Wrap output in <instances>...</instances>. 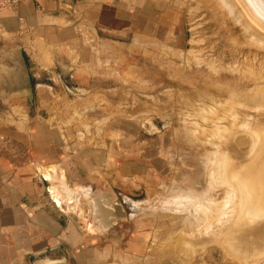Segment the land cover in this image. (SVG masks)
<instances>
[{
    "label": "rangeland",
    "instance_id": "374dc122",
    "mask_svg": "<svg viewBox=\"0 0 264 264\" xmlns=\"http://www.w3.org/2000/svg\"><path fill=\"white\" fill-rule=\"evenodd\" d=\"M152 3L157 10L168 8L178 19L171 48L160 45L157 51L152 50V90L140 89L136 81V75L148 76L145 71L149 61L142 56L122 57L121 65L127 69L140 66V73L125 72L124 83L116 89L84 88L71 81L68 67H62L55 76L46 71L36 80L46 92L42 96L45 105L39 106V113L48 119L50 127L60 129L64 145L77 150L92 149L95 166L89 176L91 183L75 187H70L65 175L51 167L45 176L52 183V197L56 190L60 191L57 193L60 203L54 200L78 214L79 231L99 236L103 247L110 246L107 264H264V255L245 262L217 242L195 247L205 241L207 232L225 222L229 215H220L230 202L233 205L232 189L228 186L227 193L224 186H219L221 170L214 167L217 150L212 149L211 141L217 137L218 127L228 126L229 114L244 108L231 106L232 98L245 100L248 108L264 103V95L258 89L264 87V44L245 33L236 13H230L222 0H152ZM80 28L84 44L96 48L98 36L90 27ZM91 37L96 39L92 41ZM244 136L238 133L236 140L241 142ZM250 144L242 145L247 148ZM184 191L210 203L211 216L220 218L207 226L205 220L201 231L197 230L201 226H190L184 219L186 198L181 202L184 197H180ZM94 192L114 195L127 217L116 219L109 215L106 219L101 206L94 202ZM172 193L179 195H176L180 198L179 207L173 202L169 208L168 203L176 198ZM165 198L170 200L165 203ZM104 202L103 206H107ZM218 202L223 203L222 207L213 206ZM177 207L183 210H176ZM193 215L198 217L196 213ZM243 218L237 217L244 221ZM225 229L213 235L223 239L228 248L243 254L256 248L240 249L251 241L253 232L247 226L231 234ZM259 233L261 236L260 230Z\"/></svg>",
    "mask_w": 264,
    "mask_h": 264
},
{
    "label": "crops",
    "instance_id": "0c3cea01",
    "mask_svg": "<svg viewBox=\"0 0 264 264\" xmlns=\"http://www.w3.org/2000/svg\"><path fill=\"white\" fill-rule=\"evenodd\" d=\"M166 9L152 0H25L0 14V264H107L110 246L79 231L78 214L55 202L45 176L55 167L70 187L89 185L92 149L64 145L60 129L39 113L46 92L36 80L68 67L84 88L116 89L125 72L140 73L121 65L122 57L142 56L148 76L136 81L152 90V50L171 48L177 30ZM82 25L98 36L96 48L84 44Z\"/></svg>",
    "mask_w": 264,
    "mask_h": 264
},
{
    "label": "bare ground",
    "instance_id": "6f19581e",
    "mask_svg": "<svg viewBox=\"0 0 264 264\" xmlns=\"http://www.w3.org/2000/svg\"><path fill=\"white\" fill-rule=\"evenodd\" d=\"M222 1L227 6V9L230 10V13H236L237 15L236 20H238V23H241V26L243 27V30L245 31V33H247L250 37H253L254 41L256 42L261 41L264 44V38H260L258 34L253 32L254 30L249 31V28H251L250 24H253L254 22L248 21V23H250L248 24L246 21H244L243 15H242L243 13L237 10L234 0H222ZM253 13L255 14L256 17L254 16ZM253 13L252 14L254 18L264 19V5H259L257 3L254 4ZM258 89L260 92H262L261 94L263 96L264 87H260ZM230 101L232 102V104H230L231 102L229 103L231 106L233 104H237L239 106H243L244 108L243 109L239 108L237 111H235V113H233V115L229 114L231 118L229 119L228 126L221 125V127H218V132H215V135H217V137L213 138L212 141L211 140L210 141L212 142L211 143L212 149L217 150V158H216L217 163H215L214 167H216L217 170H221L220 177L223 182L225 181V183L220 181V178L218 175V179H219L218 183L220 184L219 186H224L225 192L227 191V189L229 190V187L232 189L233 192L232 191L231 192L234 193L233 200H232L233 205L231 206V202L229 201L230 203L228 205L226 204L227 205L226 211L224 210V213H223L222 211L223 209L220 210L222 211L220 216L229 215L227 216L225 222L223 223L221 222L222 224H220L215 230L213 231L211 230L210 232H207L208 234H206V239L204 242H201L200 244L195 246L196 241L193 240L195 243L192 244V246L197 247V246H203L207 243L217 242V243L222 244L224 246V249L229 254L239 256L241 260L247 262L249 260H253L255 258H258L264 255V103L261 102V103H258L257 106L253 108H248L246 107L247 106L246 104H249V103L246 102L245 100L242 101L237 98H232V100ZM251 106H254V105H251ZM220 129H222L221 132L219 131ZM238 133H242V135H245L242 138L241 142L236 140L238 139L237 137ZM211 137H214V136H211ZM250 141H251V144H250ZM248 143L250 145L247 147ZM242 144H247L246 145L247 148H244ZM211 163H213V160L211 161ZM85 190L87 189L85 188ZM55 192L56 194L53 193L54 199L56 200L57 203H60V199L57 196L59 195L57 193H59L60 191L57 192L56 190ZM187 192H188V189H187ZM190 192L189 194H187L184 191L185 193V194L183 193L184 196H182L181 195L182 193H180V197L181 198L184 197V199H182L181 202H184L186 198L185 200L186 204L184 205L187 206V208L186 210L184 208V212L185 214L187 213L188 215L187 214H186L187 216L184 215V219L189 222L190 226H193V225H195V227L201 226L200 228H197V230L200 229L199 231H201L202 228H205V220L207 222L206 223V226H207V224L209 225L212 222V220L216 222V220H218L220 217L218 218V217L211 216V213H212V208L210 209V207H212L211 204L207 203V201L205 200L203 202V199H201L197 195L198 199L200 198L202 200L201 201L199 199L200 201H198L196 195L194 196L196 198H193L192 192L191 193ZM93 195L95 197L94 202L101 206L103 212L106 215L107 212L104 209V206L102 205V203L107 199H104V197L101 195H96L95 192L93 193ZM176 195L173 194V196H176ZM62 196L66 198V196L64 195ZM70 196L67 198L70 199ZM178 197L176 196V198H174L175 200H173L172 199L173 197L171 196V199L173 201L171 203L169 202L168 204L170 205L174 202V204L177 205L178 204L177 202L180 201V198L177 199ZM167 198H165L166 200H163V202L165 201L168 202L170 200V199L168 200ZM71 199H73L72 196H71ZM65 200L68 201L67 199ZM107 201H105L104 203L106 204ZM219 202L213 204V206L216 208H219L217 207L218 204L220 205ZM225 202L223 201V203ZM223 203H221L220 205L221 207ZM168 204H165V205L168 206ZM174 204H172V206ZM180 205L181 204L177 206L179 207ZM178 207L176 208V210L182 208V207L180 208ZM94 208L96 209V207ZM169 208H171V205ZM182 210L183 209H181V211ZM192 210H194L193 213L198 214V217L193 215ZM215 210L217 211L218 209H215ZM170 212H173V211H170ZM191 213H192V216L194 217L191 216ZM213 213H216V212H213ZM217 213L219 212L217 211ZM239 215L244 216L243 218L244 221L237 219ZM97 216H99V214ZM100 218H102V216ZM203 223H204V227L202 226ZM243 225L245 227L247 226L248 229L253 232V234L250 235L251 241L248 243L249 245H247V247L241 246L240 249H247L249 247L255 246L256 248L250 253L243 254V253L237 252L236 250L232 248H228L227 244L225 243L223 239H221L220 237H214L213 235V233H215L216 231L217 232L221 231L224 228H226L224 230L226 233L231 234L233 230H238V229L243 228ZM259 230L261 231V236H260ZM230 241L233 243L237 242V240H233V239H231Z\"/></svg>",
    "mask_w": 264,
    "mask_h": 264
},
{
    "label": "water",
    "instance_id": "95a60500",
    "mask_svg": "<svg viewBox=\"0 0 264 264\" xmlns=\"http://www.w3.org/2000/svg\"><path fill=\"white\" fill-rule=\"evenodd\" d=\"M235 6L237 10L241 13H243V19L248 23L249 22H254L251 25V28H249V31L254 30L253 32L258 34L260 38H264V19L260 18H254L255 14L253 13V5L254 4H259V5H264V0H234ZM254 16H253V14ZM256 17V16H255ZM114 196V195H113ZM110 196H103L104 199H107L106 205L104 206V209L106 210V219H108V216L114 215L116 219L120 218H126L127 213L124 210V207L117 203L115 201V197ZM107 197V198H106ZM103 205V203H102ZM112 207V208H111ZM107 224V223H106Z\"/></svg>",
    "mask_w": 264,
    "mask_h": 264
},
{
    "label": "built area",
    "instance_id": "2783aa9c",
    "mask_svg": "<svg viewBox=\"0 0 264 264\" xmlns=\"http://www.w3.org/2000/svg\"><path fill=\"white\" fill-rule=\"evenodd\" d=\"M25 0H0V14L4 11L11 10L16 7L18 4ZM21 28L22 30L26 29L27 23L24 18H20ZM96 36V34H95ZM92 41L95 40V37H91Z\"/></svg>",
    "mask_w": 264,
    "mask_h": 264
}]
</instances>
